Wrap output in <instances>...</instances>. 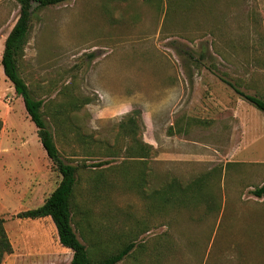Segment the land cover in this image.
Segmentation results:
<instances>
[{
	"label": "rangeland",
	"instance_id": "obj_1",
	"mask_svg": "<svg viewBox=\"0 0 264 264\" xmlns=\"http://www.w3.org/2000/svg\"><path fill=\"white\" fill-rule=\"evenodd\" d=\"M19 9L0 0V52ZM19 65L46 106L67 102L57 144L88 164L74 211L83 229L112 237L107 249L136 241L118 264H264V198L253 193L264 183V112L236 91L264 98V0L33 1ZM12 93L0 96L20 117L24 101ZM132 115L134 136L153 146L144 160L125 156L132 140L121 123ZM17 116L38 136L27 112ZM8 170L0 209L19 212L29 204L15 191L19 167ZM200 176L204 197L161 206L155 190Z\"/></svg>",
	"mask_w": 264,
	"mask_h": 264
},
{
	"label": "trees",
	"instance_id": "obj_2",
	"mask_svg": "<svg viewBox=\"0 0 264 264\" xmlns=\"http://www.w3.org/2000/svg\"><path fill=\"white\" fill-rule=\"evenodd\" d=\"M16 1L20 7L19 16L5 39L1 63L7 79L10 80L14 86L16 95L22 97L26 111L37 127L39 139L52 161V169L57 171L61 176L57 187L49 194L43 204L20 211L16 216L32 219L50 216L57 227L60 243L73 251L71 264H118L136 249V241L129 240L123 246H119L114 250L112 248L107 249L108 244L112 242V237L105 236L100 231L99 233H95L90 232L89 229H83L84 219L82 217L77 219V215L74 211V206H76L74 201L79 192L78 187L80 180H82L80 170L87 167L88 164L84 161L74 163L72 160L74 154L65 157L57 144V137H55L56 133L54 130H58L60 133L63 126L67 128V124L65 123L68 120L66 118L67 102L58 103L56 108L53 106H46V101L41 97L35 96L30 85L20 71L19 61L28 42L32 2L35 1L38 3V6L45 7L69 0ZM236 91L241 96L251 101L259 110L264 112V98L262 96L250 94L239 88H236ZM68 105L71 107V110L78 109L76 100L69 102ZM136 113L139 115L138 112ZM135 115L129 117L127 124L121 123L125 135L131 136L130 139L132 140L131 145L126 148L127 153L125 156L144 160L148 157L149 150L150 148L152 149L153 146L143 138L135 137L136 128L138 126ZM50 119H53L54 122L57 123L56 126L58 129H54L55 126L54 128L52 127ZM69 120H71V117ZM2 125L3 122L0 119V131ZM80 139L84 142L87 140V137L81 136ZM104 163L107 162H98V164L93 166H101ZM97 178L94 180V184L98 182ZM142 179H145V177L144 174L140 172V174L135 176L134 181L136 184H139V180ZM206 181L207 178H205V176H200L186 186H183L177 179H173L170 183H166L160 189L155 190V195L156 198H159L161 206H166L167 204L170 206H176L181 203L189 204L191 201L205 196L204 186L207 183ZM253 193L258 197L264 198V183L257 186L253 190ZM4 223L5 219L0 215V264L4 260L5 255L13 253V246ZM77 226H81L83 229L80 231L82 240L77 233Z\"/></svg>",
	"mask_w": 264,
	"mask_h": 264
},
{
	"label": "crops",
	"instance_id": "obj_3",
	"mask_svg": "<svg viewBox=\"0 0 264 264\" xmlns=\"http://www.w3.org/2000/svg\"><path fill=\"white\" fill-rule=\"evenodd\" d=\"M2 52L3 49L0 52V81H2L0 91L12 93L13 85L7 79L4 69L1 68ZM12 94L17 97L15 91ZM0 103V119L3 122L0 131V175L15 165L19 167L14 176L15 191L18 192L17 196L20 200L27 201L29 204L21 210L23 211L43 204L57 187L61 176L51 168V159L43 149L39 136L26 134L20 130L15 124L17 114L13 105L1 96ZM26 112V108H23L20 117L26 119ZM12 142H18V144L14 146ZM17 213L18 211L4 212L0 209V215L5 219V229L13 246V253L7 254L2 264H71L73 251L60 243L57 227L50 216L35 219L20 218L16 216ZM47 228L51 229L53 237H49ZM27 230L33 232L28 233ZM38 231L42 232V235L36 233ZM39 237L43 241L41 245ZM79 238L82 240L80 236ZM37 241L40 245L38 247L34 245ZM206 258L210 260V256ZM219 259L221 258L214 257L212 263L219 264Z\"/></svg>",
	"mask_w": 264,
	"mask_h": 264
}]
</instances>
